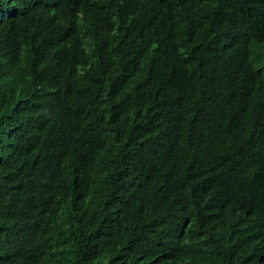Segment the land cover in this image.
I'll return each instance as SVG.
<instances>
[{"label":"trees","instance_id":"1","mask_svg":"<svg viewBox=\"0 0 264 264\" xmlns=\"http://www.w3.org/2000/svg\"><path fill=\"white\" fill-rule=\"evenodd\" d=\"M0 264H264V0H0Z\"/></svg>","mask_w":264,"mask_h":264},{"label":"bare ground","instance_id":"2","mask_svg":"<svg viewBox=\"0 0 264 264\" xmlns=\"http://www.w3.org/2000/svg\"><path fill=\"white\" fill-rule=\"evenodd\" d=\"M48 68V67H47ZM47 70V69H46ZM52 71V70H51ZM44 91V90H43ZM58 92V91H57ZM47 93V92H46ZM49 93V92H48ZM52 94H50L49 96H51ZM55 95V94H54ZM44 97V96H43ZM46 98V97H45ZM48 101V100H47ZM50 101V100H49ZM51 102H53V101H51ZM56 102V101H55ZM52 104V103H51ZM57 106V105H56ZM50 108V107H49ZM56 109H57V107H56Z\"/></svg>","mask_w":264,"mask_h":264}]
</instances>
